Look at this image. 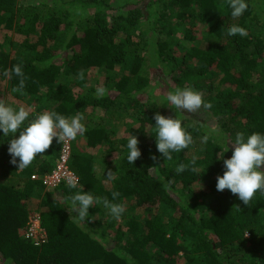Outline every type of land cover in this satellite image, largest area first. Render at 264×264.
<instances>
[{
  "label": "trees",
  "instance_id": "obj_1",
  "mask_svg": "<svg viewBox=\"0 0 264 264\" xmlns=\"http://www.w3.org/2000/svg\"><path fill=\"white\" fill-rule=\"evenodd\" d=\"M245 2L247 10L233 18L226 0H40L26 7L0 0V82L18 86L19 77L3 73L20 64L26 95L13 97L32 108L29 120L45 111L68 118L81 112L87 130L77 137L103 147L98 173L91 155L75 153L72 145L68 166L79 187L49 188L31 176L53 170L59 142L19 170L8 153L19 130L14 137L0 131V264H264V193L246 206L229 190L216 189L226 170L219 155L228 147L223 159L231 158L236 133L264 134V21L257 16L264 14V0ZM232 25L247 35L229 36ZM13 32L25 39L15 44ZM93 68L105 74L94 86L88 85ZM177 87L203 93L212 108L202 109L218 132L172 107L167 94ZM98 88L106 94L98 96ZM96 110L103 113L99 121L93 120ZM156 113L180 119L193 137L170 161L156 147ZM111 119L131 121L120 139L108 128ZM129 133L147 137L134 164L127 161ZM180 164L189 168L176 173ZM109 170L115 179L106 186ZM81 188L110 201L119 192L114 203L130 201L145 215L116 223L94 204L87 220L77 223L64 198ZM33 213L47 233L39 247L23 236Z\"/></svg>",
  "mask_w": 264,
  "mask_h": 264
},
{
  "label": "clouds",
  "instance_id": "obj_2",
  "mask_svg": "<svg viewBox=\"0 0 264 264\" xmlns=\"http://www.w3.org/2000/svg\"><path fill=\"white\" fill-rule=\"evenodd\" d=\"M226 2L231 9L233 18L240 17L248 8L245 0H226ZM227 34L229 36H246L247 30L238 25H232L229 27ZM13 73L20 80L18 86L12 88V92L26 95L24 92L25 77L22 66L17 64L10 71L5 70L3 75L11 78ZM78 79H84L83 71L78 73ZM105 94L106 89H97L98 96ZM167 101L173 108L187 113H196L201 108H212L211 103L204 101L202 92L190 87H177L174 91H169ZM31 112V107L19 106L18 108H14L3 99H0V131L3 132L4 136L12 134V137H14L19 130V138H12L8 148V153L12 157L10 163L16 165L19 170L29 167L37 156H44L43 154L50 148L54 139L59 142V145L60 143L63 144L71 141L72 149L73 140L78 135L84 134L87 130L84 123H82L85 117L81 112L68 118L55 111H45L29 120ZM154 120L156 147L158 152L166 158V161L172 160L171 154L173 152H181L193 144L192 135L185 130L180 119L165 117L156 113ZM26 121L27 123H25ZM203 140L206 142L208 136L203 137ZM138 144L139 141L135 136L131 135L128 138L127 161L130 164H134L141 157ZM230 144L234 149L231 158L223 159V154L229 151L228 147H226L223 154L219 155V158L223 160L226 170L222 176L217 177L216 189L219 192H223L226 189L229 190L233 195H237L239 200L247 206L257 192L264 193V170H262V166H264V134L253 132L251 135L245 137L244 133L237 132L235 141ZM151 159L155 161L157 157L152 156ZM191 164L193 166L196 164L195 157H193ZM188 168L189 165L180 164L175 171L176 173H182ZM153 169L149 168L148 171L151 172ZM191 170L196 171V168L192 167ZM114 179L115 173L109 170L105 183ZM170 184L171 181L165 184L164 187L168 188ZM68 187L77 188L76 178L69 176ZM119 196V192H113L112 200L110 201L107 197H94L90 192L86 193L81 188L80 191L66 196L64 199L65 203L68 204L69 212L77 213L75 216L76 222L84 223L89 216V209L94 204H102L109 210L113 218L119 220L125 211L123 204L113 202ZM234 207L239 208V206ZM43 230L45 231V229Z\"/></svg>",
  "mask_w": 264,
  "mask_h": 264
},
{
  "label": "rangeland",
  "instance_id": "obj_3",
  "mask_svg": "<svg viewBox=\"0 0 264 264\" xmlns=\"http://www.w3.org/2000/svg\"><path fill=\"white\" fill-rule=\"evenodd\" d=\"M31 1L36 2V1H40V0H19L20 4L25 6V7L27 5L32 4ZM41 1L49 3L51 0H41ZM64 1H71V0H64ZM257 16L259 18H261L262 22L264 21V14L263 15L262 14H257ZM176 38H177V40H180L181 36L179 34H176ZM24 39H25L24 36L19 35L16 32H13L10 35V41L14 42L15 44L21 43ZM36 39H37V36H34V35H30L29 36V40L31 42H35ZM16 50H17V48L16 49L12 48L10 50V52L14 53ZM117 73H118V71L116 69H115V71L111 72V74L114 75V76ZM104 76H105V74H102L99 70H97L95 68L91 69L89 71V83H88V85H92V86L96 85L97 84V80H99L100 78H102ZM0 89H1V91L3 93V95L5 94V102L7 104H9L12 107L14 106V108H16V107L18 108L19 106H24L23 103H21L20 101L14 99L12 89L9 87L8 83L6 82V80H1ZM74 90L78 91V89H74ZM160 91H161V89L159 90V92ZM156 93H158V91L154 92V97L155 98L157 97L158 100H160V98L156 95ZM157 98H156V100H157ZM181 111L183 112V114H185L187 116H191L192 119H194V120L199 119V121H201V123L203 125H205V127L207 126L209 129H211V131L218 132V126H217L215 120L213 118H211V115L209 113H206L202 108L196 113H187V112H185L183 110H181ZM102 115H103V113L101 111L96 110L94 112L93 120L94 121H99L101 119ZM129 123H131V121L127 120V122L124 121V123H122V124L119 123L118 124L114 119H111V121L107 122V125H108L109 129L116 128V138L120 139L124 135V132L127 129L126 125H128ZM132 127H133V129H137L138 125H132ZM131 135L135 136L138 139L139 142H143L144 140H147V137L141 138V137H138V135L135 134V133H133V134L129 133V137ZM73 145H74L73 149H74L75 153H81V152L82 153H87L88 155H91V157L94 159L96 165L99 163V161L101 159L99 157V150L103 149V147H101V146H97L95 148L88 147V146H86L85 140L83 138H78V137L75 140H73ZM100 166H101V164H100ZM96 170H97L98 173L101 172V170L98 167V165L96 167ZM102 184L108 186V183L103 182ZM123 205L125 207V211H124V213L122 214V216H121V218L119 220H116L115 218H113L112 215L110 214L109 210L106 209L105 207H103L102 211L104 212L105 216L110 217L116 223H120L121 220H123L127 215L128 216L129 215H133V214H135L137 216L141 215V218L145 215V214H143V212H142V210L140 208L133 210L134 207H132V203H130V201H125L123 203ZM33 206H35V204ZM128 216L126 218H128ZM107 232H108V237L110 239H112V237L114 236L115 233L111 229H108Z\"/></svg>",
  "mask_w": 264,
  "mask_h": 264
},
{
  "label": "built area",
  "instance_id": "obj_4",
  "mask_svg": "<svg viewBox=\"0 0 264 264\" xmlns=\"http://www.w3.org/2000/svg\"><path fill=\"white\" fill-rule=\"evenodd\" d=\"M71 155V141L67 143H60V152L56 160L53 170L49 174H45L42 178L38 175L31 176L32 181L41 179L44 186L53 188L57 185H67L69 176L76 178L77 187L79 181L76 174H74L68 166ZM24 238L32 243L34 246H42L47 242V235L41 227V219L38 214L33 213L29 216L26 223V230L23 233Z\"/></svg>",
  "mask_w": 264,
  "mask_h": 264
}]
</instances>
